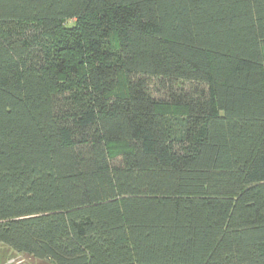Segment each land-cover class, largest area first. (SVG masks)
Instances as JSON below:
<instances>
[{
  "label": "trees",
  "instance_id": "1",
  "mask_svg": "<svg viewBox=\"0 0 264 264\" xmlns=\"http://www.w3.org/2000/svg\"><path fill=\"white\" fill-rule=\"evenodd\" d=\"M0 243L264 264V0H0Z\"/></svg>",
  "mask_w": 264,
  "mask_h": 264
},
{
  "label": "rangeland",
  "instance_id": "2",
  "mask_svg": "<svg viewBox=\"0 0 264 264\" xmlns=\"http://www.w3.org/2000/svg\"><path fill=\"white\" fill-rule=\"evenodd\" d=\"M74 21H70L72 24ZM151 89L157 96H163L167 88L157 79L151 80ZM0 264H42L41 261L24 253L17 252L11 247L0 243Z\"/></svg>",
  "mask_w": 264,
  "mask_h": 264
}]
</instances>
